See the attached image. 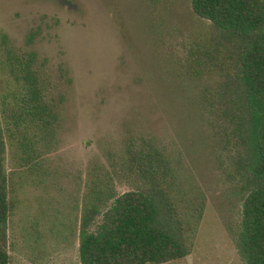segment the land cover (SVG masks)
I'll use <instances>...</instances> for the list:
<instances>
[{
	"label": "rangeland",
	"instance_id": "obj_1",
	"mask_svg": "<svg viewBox=\"0 0 264 264\" xmlns=\"http://www.w3.org/2000/svg\"><path fill=\"white\" fill-rule=\"evenodd\" d=\"M0 0V99L19 89L15 48L29 52L61 97V119L44 172L20 169L6 140L4 169L16 208L10 264H79V202L90 174L110 170L128 136L147 134L183 158L205 196L190 255L163 264H242L236 245L241 197L220 167L200 110L203 84L181 77L163 34L205 37L210 23L191 0ZM116 179L118 192L130 189Z\"/></svg>",
	"mask_w": 264,
	"mask_h": 264
},
{
	"label": "trees",
	"instance_id": "obj_2",
	"mask_svg": "<svg viewBox=\"0 0 264 264\" xmlns=\"http://www.w3.org/2000/svg\"><path fill=\"white\" fill-rule=\"evenodd\" d=\"M150 0L152 20L158 6ZM209 21L205 37L170 30L162 38L180 76L203 84L201 114L224 174L241 197L236 237L242 264H264V0H191ZM156 23V22H155ZM19 89L0 99V264H10L16 208L4 169L6 140L20 173H45L61 119L59 91L35 58L10 55ZM110 170L88 177L79 202V264H163L190 255L205 196L183 173V158L147 134L128 136ZM116 179L130 189L118 192Z\"/></svg>",
	"mask_w": 264,
	"mask_h": 264
},
{
	"label": "water",
	"instance_id": "obj_3",
	"mask_svg": "<svg viewBox=\"0 0 264 264\" xmlns=\"http://www.w3.org/2000/svg\"><path fill=\"white\" fill-rule=\"evenodd\" d=\"M62 4H65L66 6L68 7H74V4H72L71 2L69 1H66V0H61Z\"/></svg>",
	"mask_w": 264,
	"mask_h": 264
}]
</instances>
